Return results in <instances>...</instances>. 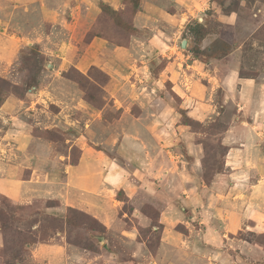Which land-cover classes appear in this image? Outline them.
I'll return each mask as SVG.
<instances>
[{
  "label": "rangeland",
  "instance_id": "1",
  "mask_svg": "<svg viewBox=\"0 0 264 264\" xmlns=\"http://www.w3.org/2000/svg\"><path fill=\"white\" fill-rule=\"evenodd\" d=\"M71 1L74 3L64 0L58 10L60 25L39 22L30 15L24 18L29 12L19 7V16H7L11 22L7 31H1L5 36L12 33L17 39L13 40L10 61L0 69V100H4L0 109L5 105L6 112V119L0 118V176L14 179L18 196L14 202L0 193V264H52L32 254L35 245L24 246V242L31 241L64 245L66 264H264V196L258 192L261 188L251 195L247 186L240 189L245 199L241 202H247L245 207H254V214L251 212L249 217L255 219L258 227L251 230L246 223H240L231 232L219 231V235L207 231L204 224L200 226L205 218L198 214L203 204L192 201V196L208 192L202 188L205 177L230 174V167L235 166L225 164L234 159L235 153L240 161L247 158L264 164V0H188L184 6L188 20L184 25L170 28L164 21L167 28L160 22L153 23L156 28L168 29H163L166 40H156L165 44L158 51L151 50L152 44L144 45L154 31L138 30L134 25L140 3L130 9L125 6L127 0H123V6L116 11L138 28L130 43L135 37L143 38L138 46L141 54L127 65L111 51L107 56L102 51L95 59L84 54L96 38L112 49L124 40L105 12L108 5L97 2L98 15L88 14L87 0H75L79 1L75 13ZM172 5L165 11L175 15L178 5ZM3 9L7 14L11 12V7ZM194 23L203 25L204 38L191 35L188 27L197 25ZM6 48L1 41L0 51ZM88 48V52L98 53L96 41ZM169 63V71L177 74L174 86L178 92L174 94L169 82L165 83L164 93L169 100L161 102H167V109H173L175 104L191 109L193 114L187 116L195 122L191 127L183 124L188 122L183 115L176 121L164 120V115L151 121L156 119L155 113L150 116V111L140 112L139 99L150 89L142 88L138 81L152 80L153 71L165 65L163 73ZM231 72L249 86L231 83L227 78ZM159 79L168 81L165 76ZM147 98L143 99L145 107L158 109ZM10 116L14 118L7 119ZM150 122H160L156 125L171 129L172 134L159 130L156 138L150 136L152 140L144 136L148 140L144 141L145 150L155 153V145L169 139L165 145L170 146V156L166 158L165 148H161L160 154H154V159L164 155L157 166L132 167L127 151L118 152L116 148L125 136L134 132L140 135L138 130ZM230 148L235 150L232 155L228 154ZM97 152L122 169L125 182L134 181L133 189L127 192L132 195L130 200L122 188L109 192L112 195L107 197L117 202L121 216L122 212L126 215L105 232L92 221V216L61 205L54 190L68 187V171L78 165L83 153H92L89 158L95 159L100 157ZM218 168L219 175L212 174ZM253 181L250 176L246 182ZM225 187L221 186L219 195ZM232 193L236 194V190ZM221 201L227 205L225 198L219 197ZM149 206L159 211L174 206L162 218L170 229H160L161 242L152 248V253L137 240L136 233L133 240L120 234L136 222L133 214L138 215L139 210ZM157 235L149 233L152 244ZM66 247L69 252H65ZM86 248L91 251L83 250ZM70 249H75V262Z\"/></svg>",
  "mask_w": 264,
  "mask_h": 264
},
{
  "label": "crops",
  "instance_id": "2",
  "mask_svg": "<svg viewBox=\"0 0 264 264\" xmlns=\"http://www.w3.org/2000/svg\"><path fill=\"white\" fill-rule=\"evenodd\" d=\"M64 0H0V42L3 41L6 43L7 48L5 50L0 51V69L5 66L6 62L10 61V54L15 46V42L13 40H16L17 37H13L14 34L10 33V35L5 36L4 33L8 29V23L11 22L10 18L7 16L16 14L17 17L19 16L17 13L16 8L23 7L25 8V12H29V14L25 15L27 17L30 15V18H37L39 22H46V23H53L58 22L57 24H61L60 21H58V10L62 9ZM140 2V12L136 15L134 22L136 29L138 30H149L154 31V33L151 34V40L147 41L149 43H145L147 47H149L152 44L151 50L158 51L160 49V46H164L165 44L157 42L158 38H161V40H166V33L163 31L168 30L167 26L170 28H174L176 25L180 24L179 26L184 25L188 20V14L185 12L184 6L185 4L188 5V0H185L188 3H185L183 0H139ZM84 2V1H81ZM97 2H103L113 8L114 10H118L121 6H123V0H87L86 7H87V13L88 14H97L99 13L97 7L95 6ZM72 5L70 6L72 8V11L77 13V9L79 8V1L78 3L74 0V3L71 1ZM177 4L179 11L176 12V14H169L165 10H167L169 7H173L172 4ZM10 8L11 12L8 14L4 11L3 8ZM27 8H30V11H27ZM39 10V11H38ZM38 11V13H37ZM36 12V13H35ZM6 21H5V19ZM16 17V18H17ZM8 18V19H7ZM60 20V19H59ZM164 21L167 22L164 24ZM160 22L161 24H164L165 26L162 28H156L153 23ZM169 23V24H168ZM6 26V27H5ZM3 28V29H2ZM181 28V27H180ZM4 31V32H1ZM15 36V35H14ZM140 36L138 39L133 38V41L129 44V47L121 48H111L109 45L104 41V43L99 42L100 39L96 38L93 41H96V44L99 46L98 53H90L89 48L91 45L87 46V49L85 50L84 54L89 55L90 57L94 56V59L96 55L100 54L102 51H105V56L109 54V51L112 55L118 54L123 58V65L131 64V60L135 61L134 59L137 58L141 54L142 48L138 49L139 45H142L143 38ZM19 39V38H18ZM99 40V41H98ZM147 44H150L149 46ZM154 46V47H153ZM150 50V51H151ZM83 54V55H84ZM162 54V53H161ZM160 54V55H161ZM163 56V55H162ZM165 56V55H164ZM83 59V56H80V63ZM168 63V62H167ZM167 71L168 74L163 69L158 73L157 77L152 80H139V84H141L142 88L144 89H150V93L147 91L145 92V96L140 97L141 101V113H155L154 119L151 121H157L159 120L158 117H161L162 115L165 116L164 120H174L175 121L180 118V114L177 112V105L175 104V107L173 109L169 108L167 109V102H161L169 100V98L166 97V94L164 93L163 85L167 82L168 85L173 89V93L175 92L177 94L178 91L175 89V80H177V74L173 73L172 71H169L170 63L167 64ZM165 66V65H164ZM135 67V65H133ZM149 69V68H147ZM148 71V70H147ZM170 74V75H169ZM181 74H179L180 76ZM159 76L166 77L168 81H160ZM227 78H230L231 83H237L242 84L243 86H249V83H246V80H239L238 75L235 72H231ZM161 85V87H160ZM196 90V89H195ZM155 94V95H152ZM174 93V94H175ZM185 94V93H184ZM186 95V94H185ZM151 97V98H147ZM170 97V96H169ZM144 98L151 99L153 105H156L158 109H155L152 107L149 109L148 107H145V102L143 101ZM171 98V97H170ZM172 99V98H171ZM192 104V103H191ZM5 106V105H4ZM4 106L2 109H0V118L6 119ZM179 109L185 111L186 116L190 117L191 109L186 108L182 109L181 106H178ZM190 111H189V110ZM189 111V113L187 112ZM264 111V110H263ZM150 114V116H153V114ZM163 113V114H161ZM14 117L10 116V118H7L9 120H12ZM149 123V122H148ZM147 123V124H148ZM156 123L160 122H150L147 126H144L143 128L139 129L140 135H137V132L132 133V135H127L119 142V145L117 146L116 151H120L121 149H125L127 151V155L129 156V163L132 167L136 168H147V166H157L156 162L160 161L163 156L158 157L157 159H154V154L158 151L160 154L162 151L161 148H165V156L169 158L170 156V146H166L165 143H169L171 140L167 139L165 140L164 144H156L155 145V153L149 149L145 150V142L148 141L143 139V137H147V139L150 138V136H157V132L160 130L163 132V134H166L167 130L169 129H162L159 128ZM171 130V129H170ZM170 130L168 131L169 133ZM11 131L9 130L8 133ZM129 133V132H127ZM130 134V133H129ZM172 134V133H171ZM130 137V138H129ZM153 137V140H154ZM6 138V136H5ZM132 138V139H131ZM156 138V137H155ZM152 140V139H149ZM145 141V142H144ZM164 141V140H163ZM162 141V142H163ZM106 144V143H105ZM161 150H160V149ZM87 150L90 148H86ZM153 149V147H152ZM91 150V149H90ZM232 148L229 149L228 154L232 155ZM89 152V151H88ZM191 152V151H189ZM86 154V152H85ZM85 154H82V158L79 161L78 165L75 167H72L68 172L67 182L69 183L68 187L65 188H58L54 189L55 192H57V196H55V199L60 201V204L63 205H69L72 208L79 210L89 216H92L97 221H99L101 224L105 226V228L108 230H112L114 227V224L116 221H119V219L123 215H126L124 212H122V216L120 212L118 211V207L116 205L115 200H110L107 196H109V192H114L115 189H120L125 192V197H127L129 200L132 198L130 194V189H133L134 181L131 182H125L123 171L122 169L114 164L111 159L106 158L105 156H102L101 153L97 152V155L100 157L95 156L94 158H89L92 153H89V156H85ZM191 154V153H190ZM94 155V154H92ZM121 156V155H120ZM99 158V159H98ZM238 152L235 153L234 159H232L231 162H226L225 166H235L230 167V174H224L219 176H214L210 182L209 185H205V182L202 181V188L207 189L208 192L202 191L199 195L192 196L193 202H201L203 206L201 207L200 211H198V214H201L202 217L205 218L203 222H200V226L204 224L206 227L205 229L207 231H211L219 235V231H222L223 229L226 230V232H231L234 228L239 227V224H245L248 229L251 230L257 228L258 225L254 221L255 219H252L249 217V215L254 214V207L251 209L250 207L252 204H249L248 207H245L247 202H241L244 199V193H242V190L240 191L241 187L245 188L248 187L247 192L249 195L254 194L256 191L260 190L258 192H263L264 196V186L262 185V181H264V164L261 162H258L254 159H239ZM127 158H125L126 160ZM135 162L136 165H134ZM240 162H242V166H240ZM239 165V167H238ZM238 168L240 170H238ZM251 168V169H249ZM242 173H245L242 175ZM246 173H250L251 175H248ZM257 174L258 177L255 175ZM263 174V176H262ZM247 175V176H246ZM249 176V177H248ZM254 178L255 181L248 183L246 182L248 178ZM56 181L59 180V176L55 175L53 176ZM171 176H168V182L170 180ZM155 178V177H154ZM134 180V179H133ZM51 181V178H50ZM49 181V183H51ZM154 182L155 180L152 179ZM59 182H56L55 184H58ZM131 183V184H130ZM222 185H226L225 190H223V193L219 195V190L221 189ZM58 186V185H56ZM263 186V187H262ZM16 182L12 177H9L8 175L0 176V193L4 194L7 198L13 200L14 202H17L15 198L18 196L17 192L15 190ZM236 190V194H233ZM128 192V193H127ZM186 194V192H184ZM112 195V194H111ZM89 197V198H88ZM107 197V198H105ZM219 197L225 198L227 200V205L219 203ZM250 197V196H249ZM93 198V199H92ZM186 198L189 199L188 194L186 195ZM63 202V203H62ZM168 205V204H167ZM167 207V206H166ZM165 207V210L161 209L160 211L157 210L155 207L154 210L158 212V222L160 225H162L163 231H168L170 228L169 223H164L162 221V218L165 213L168 214V212H171L174 208V206L171 207ZM250 208V209H249ZM183 210V209H182ZM135 212V211H133ZM138 215H132L135 216L136 222L133 224L131 223V226L129 225V230L121 231V235L127 236L131 240H133L136 235H138V229L139 228H147L150 226V219L145 216L144 213L139 210L137 212ZM219 215L221 217H219ZM121 216V217H120ZM187 219L191 222L192 216L187 217ZM187 220V221H188ZM220 220V221H219ZM211 221V223H210ZM148 222V224H147ZM255 222V223H253ZM189 223V222H188ZM253 223V224H252ZM224 226V228H222ZM136 233V235H135ZM131 236V237H130ZM164 243H161V245ZM145 248V246H144ZM34 249V251H33ZM65 247L64 245H51V244H36L35 247L32 248L31 251L32 254L38 259L47 260L48 263H58L61 262V264H66L68 257L67 254H64ZM75 249H70L71 252V259L75 262ZM69 252V249L66 247L65 252ZM57 252V253H55ZM148 256L150 255L147 253Z\"/></svg>",
  "mask_w": 264,
  "mask_h": 264
},
{
  "label": "trees",
  "instance_id": "3",
  "mask_svg": "<svg viewBox=\"0 0 264 264\" xmlns=\"http://www.w3.org/2000/svg\"><path fill=\"white\" fill-rule=\"evenodd\" d=\"M138 3H139V0H127L125 2V6L129 5L130 6V9H131V6L132 5H134V4L135 5H138ZM105 12L110 17L109 19L112 20L113 25H114V28L117 31V33H119L122 36H124V40L123 41H120L117 44L116 47L128 48L131 37H134L136 34H138V30H136L133 25H131V24L127 23L126 21H124L122 19L121 15H120V13L117 12L116 10H113L110 7L106 6L105 7ZM231 12H234V11H231ZM194 24H197V23H194ZM202 26L203 25L197 24V25H194L192 27H188L190 29L191 35L195 36L196 39H202V38H204L205 31L203 30V27ZM106 40H109V39H106ZM197 59H199L200 61L203 60V59L198 58V57H197ZM203 62H205V61H203ZM163 67H164V65L161 66V67H158V69H155L153 71L152 75L154 76V78L157 77L158 73L163 69ZM3 101L4 100H0V106L3 103ZM176 107L178 108V105ZM177 112L180 115H183L182 117H185V119H187L188 122H189V123L188 122H184L183 124L185 126L191 127V123L194 122V121H191L190 119H188V117L186 116L185 111H183V110H181V109L178 108L177 109ZM218 146H219V143H218ZM203 167L205 169V165H203ZM219 173H220V171H219V168H218V169H215L212 174L216 175V174H219ZM212 178H213L212 176H209L208 178L205 177V179H204L205 185H209L210 182H211V180H212ZM119 194L120 193H118V195ZM119 201L120 202H123L124 200H121L120 199ZM73 210L74 211H77L75 209H73ZM78 212H80V211H78ZM141 212L144 213L145 216H147L150 219V226H148L147 228H139L138 229L137 240L139 242L142 241L144 243V246L147 247V249L149 250V252L152 253V248L154 246L157 247V246L160 245V242H161L160 229H162V225L159 224V222H158V212L156 210H154L153 207L149 206V207L142 208ZM81 213H83V212H81ZM83 214H85V213H83ZM85 215H87V214H85ZM87 216H89V215H87ZM3 221H4V219H3ZM92 221H94L96 224H98L100 226L102 232L107 231V229L105 228V226L103 224H101L99 221H97L94 218L92 219ZM1 225L4 226V224H2V223H1ZM83 227L86 228V225H84ZM154 228L156 230H153ZM153 232H157V234H158L157 235V240H156L155 244H152L151 243L150 237L148 236L149 233H153ZM143 233H145V234L143 235ZM36 244H47V243H41V242L38 243V241L24 242V246L27 245L28 248L33 247ZM66 244H69V243H66ZM83 250H87L89 252L91 251L90 249H87V248L86 249H83ZM16 255H19V254H16Z\"/></svg>",
  "mask_w": 264,
  "mask_h": 264
},
{
  "label": "water",
  "instance_id": "4",
  "mask_svg": "<svg viewBox=\"0 0 264 264\" xmlns=\"http://www.w3.org/2000/svg\"><path fill=\"white\" fill-rule=\"evenodd\" d=\"M185 45H186V41H185V40H183V41L181 42V47H182V48H184V47H185Z\"/></svg>",
  "mask_w": 264,
  "mask_h": 264
},
{
  "label": "bare ground",
  "instance_id": "5",
  "mask_svg": "<svg viewBox=\"0 0 264 264\" xmlns=\"http://www.w3.org/2000/svg\"><path fill=\"white\" fill-rule=\"evenodd\" d=\"M247 149V148H246ZM89 198V197H88ZM93 199V198H92Z\"/></svg>",
  "mask_w": 264,
  "mask_h": 264
}]
</instances>
